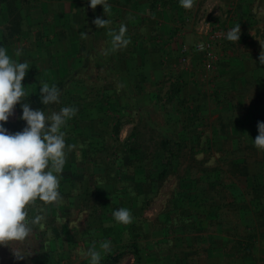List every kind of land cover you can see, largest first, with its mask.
Returning <instances> with one entry per match:
<instances>
[{"label":"trees","instance_id":"trees-1","mask_svg":"<svg viewBox=\"0 0 264 264\" xmlns=\"http://www.w3.org/2000/svg\"><path fill=\"white\" fill-rule=\"evenodd\" d=\"M114 1L115 5L120 0ZM144 1L149 15L174 23L164 27L167 37L181 29L187 11L179 0ZM127 2L134 3L136 11L143 10L141 0ZM18 4L19 0H0V9L7 15L0 32L4 45L21 33ZM117 13L111 7L109 27L117 31L121 23L127 27L131 43L116 53L125 56L121 60L128 67L137 64L141 53L160 49L154 40L164 31L153 28L145 38L143 14L128 11L120 18ZM81 30L88 33L87 26ZM91 37L77 38L79 51L72 50L68 42L66 47H57L61 35L51 38L46 31L34 38V61L35 55L46 59L35 63L22 81L29 93L27 102L46 114L66 106L77 108L62 129L66 145L76 147L67 153L60 178L58 191L63 200L58 206H45L39 200L27 206L30 216L43 214L40 209L47 208L46 218L26 242H11L12 247L33 251V255L17 261L9 248L0 247V264H90L87 250L93 241L99 250L103 240L111 241V252L102 253L100 264H117L127 252L133 256L131 264H264V171L262 160L253 165L258 168L250 167L246 150L252 146L245 144V153L241 149L234 155H221L222 165L209 164L212 154L208 141H202L197 109L188 107L180 95L178 76L165 90L157 80L156 89L142 92L141 86L124 84L119 73H114L113 63L106 62L108 75H101L89 54ZM110 39L106 34L105 40ZM98 56L103 59L101 51ZM121 60L112 61L119 65ZM41 81L61 89L58 104L41 103ZM152 101L166 109L175 101L166 113L172 118L177 113L174 119L179 128L154 123L142 107ZM14 110L13 120L4 123L11 133L26 126L19 119L20 104ZM125 123L132 126L121 139ZM228 125L221 123L217 132L228 135ZM224 141H219L220 146ZM170 176L176 180L170 195L155 216H146L145 210ZM122 207L134 217L129 225L112 217Z\"/></svg>","mask_w":264,"mask_h":264},{"label":"crops","instance_id":"crops-1","mask_svg":"<svg viewBox=\"0 0 264 264\" xmlns=\"http://www.w3.org/2000/svg\"><path fill=\"white\" fill-rule=\"evenodd\" d=\"M127 1L120 0L118 4L114 5L112 4L115 2L114 0H107L111 7L117 9V14L120 18H123L128 11L143 14L145 16V38L153 28L157 32L164 31L162 32L164 35L156 36L154 40L160 49L152 50L145 54L141 53L136 58L138 61L134 66L128 67L121 60L125 56H118L116 52L109 55L102 54L103 59L98 56L100 51L102 53L103 48L107 49L110 47V41L105 40L107 32L104 29L95 31L93 28L95 25L92 21L98 16L109 19L108 16L110 15H104L102 5H98L93 10L89 6L90 0H19L18 11L21 15V33L18 36H14L7 45L1 43L0 39V46L7 49V54L12 59H16L19 62L28 61L30 69L27 74H29L34 70L35 63L39 64L41 63L40 59H46L41 58L39 55H35L39 58L35 60L37 62L33 59L34 52H36L34 42L36 35L43 32L46 33V31L51 38L55 37V35H61L62 38L56 41L57 47H66L68 42L72 50L79 51L77 38L80 37L81 39L82 26H87V34L92 36L90 41L92 49L89 54H92L94 64L98 65L96 70L100 71L101 68L103 71L100 74L108 75L105 69L109 65L106 62L113 63L114 73L115 70L119 73L124 84L141 87H143L142 84L144 83L142 82L144 80V66L149 64L150 55L157 56L155 59L159 66L153 65L152 67L153 74L159 73L158 77L162 76L160 69L164 65H162V61L165 59L167 61L165 63L176 72L177 75L175 76H178L182 82L180 95L186 100L187 106L197 109V115L201 121L199 128L202 134V141L204 143L208 141L207 150L215 159L212 164L219 163L221 155L239 153L243 149L242 147L248 144L252 146L246 150L250 167L262 160L260 168L264 171V151L257 149L254 144V140L258 135L257 124L258 122H264V65L259 62L261 51L259 41L264 42V0H215L218 3L217 10L214 12H210L208 8L209 0H194V3H197L196 5H199L198 7L202 11L215 16L220 23H226L230 26L240 24L241 28L239 42H230L225 39V36L221 39L220 45L216 47L217 59L210 69H205L199 54L191 53V51L189 52V61L187 63L180 62L179 46L176 48L173 45L178 40L177 38L182 35L178 31L172 37H167V29L164 28L166 25L170 26L174 25V23L160 16L149 15L144 10L147 9V4L144 0H141L142 3L140 4V9L144 11H136L134 3ZM186 11L187 16L185 15L184 23L180 25V28L184 25V37L191 34L190 38L187 37V41L192 44L197 37V33L193 24L189 26V20L192 19V8ZM6 19V11L0 9V32L6 23ZM67 19L68 21L65 22ZM54 20L56 22H53ZM160 26L162 29H160ZM17 48H22L23 50V54L20 57L14 55V51ZM172 51L175 52L174 55L171 54ZM170 57L173 58L170 59ZM111 59L114 61L121 60V62L119 65H115ZM208 74L212 75L209 81L207 79ZM187 78L191 82L188 87L186 85ZM198 78L207 79L208 89L201 88L200 84L196 86L199 83ZM169 83L170 81H168V85ZM190 97L192 101L189 100L187 102ZM171 105L174 107L176 105L175 101ZM175 113H173V118L172 115L169 117L170 115L166 113L167 116L165 118L166 122H169L168 127L172 128V130L179 128L177 127V121L174 119ZM179 115L180 117L184 116L183 112L182 114L180 112ZM221 123L229 124L228 135L224 131L217 132L221 127ZM214 132L215 134H213ZM221 139L225 140L223 146L221 145L222 147L219 144ZM213 140H217L215 144L212 143ZM242 153H245L244 149ZM252 168L256 169L258 165Z\"/></svg>","mask_w":264,"mask_h":264},{"label":"clouds","instance_id":"clouds-1","mask_svg":"<svg viewBox=\"0 0 264 264\" xmlns=\"http://www.w3.org/2000/svg\"><path fill=\"white\" fill-rule=\"evenodd\" d=\"M179 4L186 10L191 9L194 0H179ZM98 5L103 6L105 16L110 13L111 5L107 0L89 2L93 10ZM92 23L97 29H108L106 34L111 38L110 47L102 50L103 55L124 49L131 43L130 38L126 37L127 27L124 23L120 24L118 31L109 27V19L98 16ZM80 36L81 39H87L89 35L81 32ZM240 36L241 28L237 24L227 31L225 39L239 42ZM259 43V62L264 65V42ZM22 54V48L15 49L16 57ZM29 69L28 61L12 59L7 49L0 46V247L9 248L17 261L33 255V251L14 248L11 242H26L35 234L36 227L47 214V208H41L43 214L30 216L27 206L34 205L37 200L45 206L59 205L63 200L58 189L66 155L76 147L66 145V132L62 129L67 127V122L77 114L78 109L66 106L49 114L43 109H32L27 102L29 93L22 84ZM40 85L39 96L44 106L60 102L61 89L57 85L44 81ZM17 104L22 108L19 119L25 121L26 126L22 131L11 133L4 123L14 114ZM257 128L254 144L257 149L264 151V122H258ZM112 217L123 225H129L134 220L131 211L123 207L114 210ZM109 252L111 241H100L99 250L96 241H93L87 250V257L90 258V264H100L102 253Z\"/></svg>","mask_w":264,"mask_h":264},{"label":"rangeland","instance_id":"rangeland-1","mask_svg":"<svg viewBox=\"0 0 264 264\" xmlns=\"http://www.w3.org/2000/svg\"><path fill=\"white\" fill-rule=\"evenodd\" d=\"M217 3H218V1L216 2L215 0H209L208 8H209L210 12H214L215 10H217ZM196 4L197 3H194V5L192 7V12H191L192 19L189 20L190 21L189 26L193 24L194 27H196L199 20L205 16L209 17V19H211V18L216 19L215 16L209 15V14H207V12L202 11V9H200V7H198L199 5H196ZM216 21L220 23V21H218L217 19H216ZM220 24L222 26H229L232 28L234 27V26H230L226 23H220ZM183 27H184V25L179 30V33H181L182 36L178 37L177 38L178 40L176 41L175 45H173L176 48H177V46L180 47V44H183V43L190 44L187 41V37L190 38L191 34L188 36L185 35V37H184L183 29H185V28H183ZM160 29H162L161 26H160ZM184 39H185V41H184ZM190 51H191V53L193 52L192 50H190ZM174 53H175L174 51L171 52V54H173V55H174ZM193 53H195V52H193ZM156 57L157 56H155V55H150L149 64L144 66V73H143V75H144L143 79L144 80L142 81V82H144L142 84V86H143L142 88H144V90L142 92H145L147 89H156L157 87H155L154 85L158 79L160 80V81L158 80V83L163 84L162 90H165L168 87V81H173L174 80L173 78H175L176 77L175 75H177L175 71H173L170 67H168L167 63H165V62H167V61H165V59H164V61H162V65L163 64L164 65L160 69L162 76L158 77L159 73L153 74V67L152 66L153 65L159 66V64L156 62V59H155ZM172 58L170 57V59H172ZM101 71H103V70L100 68L99 73H101ZM211 76H212L211 74H208V76H207L208 81L210 80ZM207 79H205V78L199 79L198 78L199 83H197L196 86L200 84L199 86L201 88L203 87L204 89H208ZM186 80H187L186 85L188 87L191 85V82L189 81L188 78ZM189 100L192 101L191 97H190V99H187V102H189ZM142 107L146 108V110H147L146 115L149 116L154 122H156L157 125H160L161 127H168L169 122H166L165 118L167 116L166 115L167 109L170 110V105H168V108L166 109L165 107L163 108L161 106L159 107V105H155V103L152 101V102H146V103L142 104ZM14 116H15V110H14V114L12 116H10L9 120H13ZM135 120H136V117H134V121ZM131 126H132L131 123H125L122 126V128L120 130V138L121 139H124V137L129 133V131L131 130ZM199 155L203 156V153H201ZM214 160H215L214 156H212L210 158V160L208 161V163L210 164ZM175 183H176V180H175L174 176H170L167 179V181L163 184V186L160 190V193L154 198L151 205L145 210L144 214L146 216L153 217L160 211L165 200L170 195L171 189L174 187ZM132 262H133V256L129 252H127L121 257V259L118 261L117 264H131Z\"/></svg>","mask_w":264,"mask_h":264},{"label":"built area","instance_id":"built-area-1","mask_svg":"<svg viewBox=\"0 0 264 264\" xmlns=\"http://www.w3.org/2000/svg\"><path fill=\"white\" fill-rule=\"evenodd\" d=\"M231 28L229 26H222L216 19H209L207 16L201 18L195 27L197 38L194 42L192 44H180V62L187 63L190 58L189 52L192 50L199 54L205 69L212 68L218 56L216 47L220 45L221 39Z\"/></svg>","mask_w":264,"mask_h":264}]
</instances>
